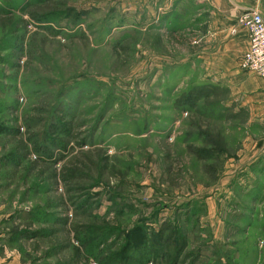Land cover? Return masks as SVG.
<instances>
[{
  "label": "rangeland",
  "instance_id": "rangeland-1",
  "mask_svg": "<svg viewBox=\"0 0 264 264\" xmlns=\"http://www.w3.org/2000/svg\"><path fill=\"white\" fill-rule=\"evenodd\" d=\"M212 18L206 0H0L3 255L168 264L124 250L118 230L149 220L187 235L173 264H264L260 78L209 58Z\"/></svg>",
  "mask_w": 264,
  "mask_h": 264
},
{
  "label": "crops",
  "instance_id": "crops-1",
  "mask_svg": "<svg viewBox=\"0 0 264 264\" xmlns=\"http://www.w3.org/2000/svg\"><path fill=\"white\" fill-rule=\"evenodd\" d=\"M212 8L216 37L214 53L208 54L209 58H215V64L225 67H239L240 60L249 48V36L247 31L240 29L238 34L233 35L232 30L237 27V19L248 8L260 7L261 0H206ZM212 18V19H213ZM246 89L251 92L260 91L264 94V81L261 79L249 80ZM258 94L253 98L255 101L262 99L264 95ZM264 111V110H262ZM2 219V218H1ZM0 219V223H1ZM2 229L0 228V234ZM4 237V236H3ZM5 254L0 252V264H22L18 254L14 250L5 248Z\"/></svg>",
  "mask_w": 264,
  "mask_h": 264
},
{
  "label": "trees",
  "instance_id": "trees-1",
  "mask_svg": "<svg viewBox=\"0 0 264 264\" xmlns=\"http://www.w3.org/2000/svg\"><path fill=\"white\" fill-rule=\"evenodd\" d=\"M7 132V129L0 126V136L6 134ZM111 196L113 197V206L116 207V209L112 210L118 212V214L121 213L117 211L118 198L113 195ZM159 214L160 212H157L155 214V222L157 221L156 218L159 217ZM171 225L173 224L167 221L160 226L159 230H156L155 228H153L152 223L149 222V220H143L128 230H121L119 228L120 231L118 230V234L121 233L123 235V240H126L124 246V250L126 249L125 251H138L143 248H147L150 250L151 257H154L153 259H156L157 261H164L168 264H173L174 262L177 263L182 257L184 259V250L185 248H187V246L185 247V245L188 242V237L187 235L184 237V234H181L184 233V231H181V233L177 232L178 237L172 236V232L168 234L167 229ZM98 231L101 233L104 232L102 228H99L97 232ZM109 232L110 230H107L106 234L108 233L110 235ZM111 235H113V231ZM180 235H182L183 238H181ZM153 259L149 258V260ZM155 264L158 263L156 262Z\"/></svg>",
  "mask_w": 264,
  "mask_h": 264
},
{
  "label": "built area",
  "instance_id": "built-area-1",
  "mask_svg": "<svg viewBox=\"0 0 264 264\" xmlns=\"http://www.w3.org/2000/svg\"><path fill=\"white\" fill-rule=\"evenodd\" d=\"M237 20V27L232 30V34L236 35L243 29L249 36V48L240 60L239 67L243 73L264 81V14L258 8H248Z\"/></svg>",
  "mask_w": 264,
  "mask_h": 264
}]
</instances>
